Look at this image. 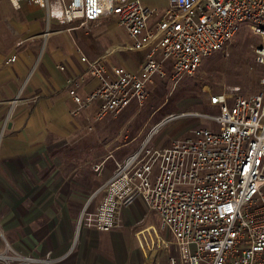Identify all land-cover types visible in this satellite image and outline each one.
Segmentation results:
<instances>
[{"label":"built area","instance_id":"obj_1","mask_svg":"<svg viewBox=\"0 0 264 264\" xmlns=\"http://www.w3.org/2000/svg\"><path fill=\"white\" fill-rule=\"evenodd\" d=\"M23 1L10 0L15 8ZM30 1L48 7L51 0ZM58 2L68 23L115 15L132 41L127 49L145 53L141 69L134 72L109 66L107 58L89 60L77 47L86 74L97 78L99 86L83 97L76 88L86 76L68 80L73 116L95 102L97 121L134 103L143 105L155 79L192 76L244 26L260 40L255 61L264 68V0H169L163 13L140 0ZM15 60L13 56L7 63ZM261 83V91L248 97L212 96L210 105L218 112L203 117L213 127L196 128L169 147L148 144L164 124L187 115L170 116L154 127L138 151L116 163L113 176L98 191L104 193L98 209L82 211L78 226L85 221L88 228L110 232L121 221L123 210L140 200L160 217L159 228L144 230L151 251L168 248L159 231L174 238L179 262L172 258L171 264H264V77ZM95 170H102V165ZM0 237L4 238L1 230ZM11 259L29 264L62 261L50 256Z\"/></svg>","mask_w":264,"mask_h":264},{"label":"crops","instance_id":"obj_2","mask_svg":"<svg viewBox=\"0 0 264 264\" xmlns=\"http://www.w3.org/2000/svg\"><path fill=\"white\" fill-rule=\"evenodd\" d=\"M80 21L65 22L58 0L48 7L24 0L20 8L0 0V253L6 246L25 256L60 258L57 264H143L141 250L151 248L142 249L122 232L77 229L80 212L98 209L104 197L98 191L116 169L106 173L112 156L99 176L77 164L76 155L67 157L79 149L72 148L85 129L93 131L99 122L96 102L78 116L71 114L68 80L86 76L76 88L83 97L99 86L86 74L77 47L89 60L107 58L109 66H130L125 54L108 59L120 51L141 53L142 64L145 57L127 49L131 43H114L111 30L120 26L115 15ZM13 56L16 60L7 63ZM139 207L147 209L140 200L126 208L125 227L137 222Z\"/></svg>","mask_w":264,"mask_h":264},{"label":"rangeland","instance_id":"obj_3","mask_svg":"<svg viewBox=\"0 0 264 264\" xmlns=\"http://www.w3.org/2000/svg\"><path fill=\"white\" fill-rule=\"evenodd\" d=\"M140 1L159 13H163L169 3V0ZM111 31L114 43H121L122 45L132 43L123 27L116 26ZM259 42V38L251 28L244 26L228 46L205 59L192 76H184L176 80H173L171 76L166 79H155L149 85L148 97L143 105L134 103L121 113L110 115L99 121L93 131L85 129L81 141L76 145L78 147L72 148L79 149L68 152L69 161L76 155L77 158L74 159L77 164L85 163L93 172L92 174L99 176L102 170L96 171L95 167L102 165L103 168L105 161L109 156H112L111 160L106 163V173L109 175L116 168L115 161H122L128 155L138 151L150 136L153 128L170 116L187 115L160 127L158 132L149 140V148L169 147L175 139L188 136L196 128L213 127L214 123L203 117L206 115L213 116L218 112V108L210 105L212 96L227 94L231 98L236 96L248 97L261 91L264 68L255 61V48ZM120 54H125L127 57L125 66L130 63V66L127 67L130 71L140 70L143 62L141 53L120 51L114 57H111V54L108 59L116 58ZM126 210H123L121 221L112 231L122 232L126 239H131L133 243H138L139 246L138 235L143 232L142 246L151 248L146 238L147 231L144 230L148 229L149 225L159 228L160 217L148 209L139 207L136 212L137 222L134 221L132 226L125 227L124 214ZM82 211L77 219V229L79 230L81 227H86L85 221L78 226ZM86 212L94 213L96 210L92 212L86 210ZM159 235L169 244L168 248L166 250L155 248L151 252L141 250L143 264H171L172 258L179 262V254L173 243V236L167 231H159ZM76 244L77 239L74 238L71 253L76 249ZM4 247V251L0 253L2 257L0 264H29L12 260V257L25 255L15 253L6 246ZM39 258L43 259L44 257ZM50 258L55 259L51 256Z\"/></svg>","mask_w":264,"mask_h":264}]
</instances>
